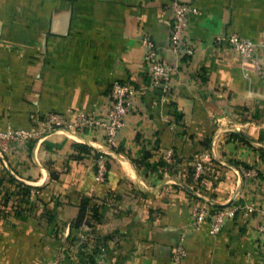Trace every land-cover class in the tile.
Masks as SVG:
<instances>
[{
	"label": "crops",
	"instance_id": "crops-1",
	"mask_svg": "<svg viewBox=\"0 0 264 264\" xmlns=\"http://www.w3.org/2000/svg\"><path fill=\"white\" fill-rule=\"evenodd\" d=\"M171 1L0 0V129L39 131L0 152V264H264V0H179L197 11L190 58L169 49ZM145 34L175 67L166 92L148 86ZM231 34L254 41L255 63ZM114 81L138 91L116 148L101 130L42 126L50 111L105 120ZM206 151L201 192L183 177ZM195 203L253 211L210 235Z\"/></svg>",
	"mask_w": 264,
	"mask_h": 264
},
{
	"label": "built area",
	"instance_id": "built-area-1",
	"mask_svg": "<svg viewBox=\"0 0 264 264\" xmlns=\"http://www.w3.org/2000/svg\"><path fill=\"white\" fill-rule=\"evenodd\" d=\"M171 12V28L169 35V49L176 58H190L194 53V48L189 41L184 40V34L189 29V19L191 15H196L197 11L189 4L179 0H172L169 3ZM231 47L245 62L255 63L254 53L256 44L250 38L242 37L238 34H231L225 38ZM141 45L144 48L143 62L147 69V80L149 88H163L168 90V81L175 67L162 60L159 56L158 47L148 36L143 35ZM148 86L140 88V93L148 90ZM138 94L136 88L129 83L114 81L110 88L111 105L106 109V119L98 120L94 116L79 112L73 121H68L64 114L57 111L45 113L42 119V126L46 130L66 129L83 132L91 129L101 130L104 133L105 144L110 148H116V141L120 130L124 125V118L134 109V101ZM39 131L13 129L7 127L0 129V152H5L9 145L33 139ZM172 153L169 151L165 155V163H172ZM210 161L208 151L202 153L192 164L194 170L193 182L207 171L206 164ZM108 159L104 156L95 157V181L104 183L107 180L109 171ZM33 193L29 196L32 197ZM194 216V228L201 230L208 228L210 235H218L222 232L227 221L232 220L240 214L248 217L253 209L251 207L241 209L236 205L225 207H214L204 203H195L192 207ZM186 257L185 245L180 242L174 250L173 260L181 262ZM264 257V247H263ZM58 259L50 264H58Z\"/></svg>",
	"mask_w": 264,
	"mask_h": 264
},
{
	"label": "trees",
	"instance_id": "trees-1",
	"mask_svg": "<svg viewBox=\"0 0 264 264\" xmlns=\"http://www.w3.org/2000/svg\"><path fill=\"white\" fill-rule=\"evenodd\" d=\"M206 166H207V171L203 174V175H201L198 179H197V181L194 183L193 182V174H194V170H193V168H192V166L191 167H189L188 169H187V171L184 173V180L187 182V183H189V184H191L196 190H199V191H201V192H205L204 191V187L205 186H207L209 183H211L212 182V180L210 181V171H211V168H212V166H213V163H212V161L210 160L207 164H206ZM168 168H169V166H168ZM170 169V168H169ZM168 169V170H169ZM19 192L21 193V196L24 198V199H26L28 196H29V189L28 188H26V187H23V186H21V185H19ZM11 200V198L9 197L8 199H6V201L4 202V204H3V211L5 210L6 211V207L8 206V204L11 202L10 201Z\"/></svg>",
	"mask_w": 264,
	"mask_h": 264
},
{
	"label": "clouds",
	"instance_id": "clouds-1",
	"mask_svg": "<svg viewBox=\"0 0 264 264\" xmlns=\"http://www.w3.org/2000/svg\"><path fill=\"white\" fill-rule=\"evenodd\" d=\"M129 176H130V178H131V173H129Z\"/></svg>",
	"mask_w": 264,
	"mask_h": 264
}]
</instances>
